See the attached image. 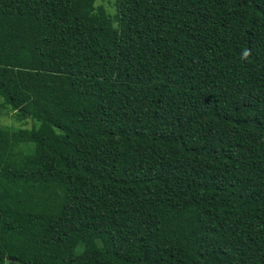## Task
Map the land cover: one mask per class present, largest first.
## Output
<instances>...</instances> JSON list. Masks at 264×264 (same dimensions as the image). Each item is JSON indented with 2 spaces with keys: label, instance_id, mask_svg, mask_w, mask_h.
<instances>
[{
  "label": "trees",
  "instance_id": "trees-1",
  "mask_svg": "<svg viewBox=\"0 0 264 264\" xmlns=\"http://www.w3.org/2000/svg\"><path fill=\"white\" fill-rule=\"evenodd\" d=\"M111 6L0 0V264H264V0Z\"/></svg>",
  "mask_w": 264,
  "mask_h": 264
},
{
  "label": "rangeland",
  "instance_id": "rangeland-1",
  "mask_svg": "<svg viewBox=\"0 0 264 264\" xmlns=\"http://www.w3.org/2000/svg\"><path fill=\"white\" fill-rule=\"evenodd\" d=\"M98 5L104 6V8L110 13L113 12L111 3L112 0H96ZM0 124L2 126L9 127L11 129H28L37 128L38 123L31 118L17 120L12 117V114L9 110L4 109L2 106V101L0 100Z\"/></svg>",
  "mask_w": 264,
  "mask_h": 264
},
{
  "label": "clouds",
  "instance_id": "clouds-1",
  "mask_svg": "<svg viewBox=\"0 0 264 264\" xmlns=\"http://www.w3.org/2000/svg\"><path fill=\"white\" fill-rule=\"evenodd\" d=\"M247 55H248V53H247V52H245V54H244L245 58H247Z\"/></svg>",
  "mask_w": 264,
  "mask_h": 264
}]
</instances>
